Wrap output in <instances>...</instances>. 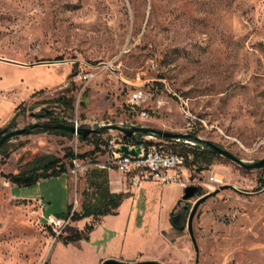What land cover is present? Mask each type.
Returning <instances> with one entry per match:
<instances>
[{"label": "rangeland", "instance_id": "obj_1", "mask_svg": "<svg viewBox=\"0 0 264 264\" xmlns=\"http://www.w3.org/2000/svg\"><path fill=\"white\" fill-rule=\"evenodd\" d=\"M78 70L93 78L79 80ZM135 85L144 99L131 112ZM51 118L189 133L245 162L264 158V0H0V130ZM36 130L0 153V264H98L108 255L126 263L264 264V167L188 155L190 181L222 180L192 219L194 242L187 220L203 187L183 200L177 184L137 189L114 170H106L109 190L124 196L116 214L71 220L56 236L45 218L69 206L81 211L92 197V169L121 134L82 140ZM94 135V155L64 157L93 151ZM163 141L176 153L197 147ZM44 155L61 159L67 172L30 185L5 177ZM76 233L88 241L63 242Z\"/></svg>", "mask_w": 264, "mask_h": 264}, {"label": "built area", "instance_id": "obj_2", "mask_svg": "<svg viewBox=\"0 0 264 264\" xmlns=\"http://www.w3.org/2000/svg\"><path fill=\"white\" fill-rule=\"evenodd\" d=\"M76 77L81 81L88 82L93 78V75L83 70H78ZM143 99L144 93L140 85H135L134 89L130 90L126 102L129 111L135 112ZM140 116L143 119L147 118L144 110L140 112ZM65 123L74 126L76 129L79 127H90L77 118L65 121ZM121 145L126 146L128 151L134 150L135 154L122 152L119 148ZM107 150L106 161L100 167L105 170L119 172L134 187H139L147 181L162 185L177 184L182 190L188 186L199 185L205 189L207 194H210L222 184V180L214 174H210L203 182L196 179L195 181H190L186 159L176 152L167 150L163 139H149L137 134L128 138L121 134L115 144L112 141L109 142ZM72 213L73 211L66 217L48 215L45 218L47 227L54 235H61L63 230L69 225Z\"/></svg>", "mask_w": 264, "mask_h": 264}, {"label": "trees", "instance_id": "obj_3", "mask_svg": "<svg viewBox=\"0 0 264 264\" xmlns=\"http://www.w3.org/2000/svg\"><path fill=\"white\" fill-rule=\"evenodd\" d=\"M60 103H62L65 106H70L71 100H60ZM51 123H57V122H63L64 120H58L51 118ZM12 124V121L11 123ZM36 131H45V132H52L57 133L63 136L72 137V134L65 133V132H59L54 129H42L38 128ZM1 135V130H0ZM138 136H141L140 134H137ZM96 137L95 139V146L94 150L85 153L82 155H76L73 153V151L68 150L67 153L64 155L66 159H68L70 162H72L74 159L80 158L83 159L86 156H91L96 153V151H99L98 147V140L97 135H94ZM167 150H170L166 147ZM3 150V146L0 148V153ZM172 151V150H171ZM174 152V151H173ZM178 154L185 156V159L187 160L188 155L192 156V161L197 162L198 160L202 159L206 162H209L212 157L217 156L215 153L211 152L210 150L206 148H201L200 146L197 147H181ZM95 163V161L93 160ZM67 172V166L61 161V159L51 156V155H44V156H38L34 158L32 161L27 163L26 169L23 171H20L16 174H9L5 177L8 179V181L13 185H30L35 182H37L40 179H45L53 176L60 175L62 173ZM93 177L90 180L89 186L92 188L91 198L87 200L85 203L81 205V211L80 212H73L71 220H80L83 218L88 217H99V216H105V215H114L116 214V210L119 207L120 203L123 199V194L121 193H113L109 190V181L107 178V171L102 168H94L92 169ZM71 212V206L68 207L67 213L64 214V217L68 216ZM88 230H92V227L90 226ZM78 240H86L88 241V236H82L81 234L76 233L73 236L67 237L64 239V243L72 242V241H78Z\"/></svg>", "mask_w": 264, "mask_h": 264}, {"label": "water", "instance_id": "obj_4", "mask_svg": "<svg viewBox=\"0 0 264 264\" xmlns=\"http://www.w3.org/2000/svg\"><path fill=\"white\" fill-rule=\"evenodd\" d=\"M42 128V129H54L59 132H65L72 135H77L82 140H85L89 135L91 134H100L104 133L106 131H116L120 134L124 135L125 137H132L134 134H140L142 136H145L149 139H165V140H175V141H186L191 143L194 146H200L201 148H206L210 150L211 152L215 153L216 155H219L221 157L226 158L227 160L239 165L242 168L245 169H261L264 167V158L255 161V162H245L239 158H237L235 155L230 153L229 151L217 146L211 141L205 140L201 137H198L193 134L189 133H174V132H168L163 130L154 129L148 126L144 125H136V124H130L128 126H123L119 124H112V123H100L97 125V127H79L74 128V126L63 123V122H57V123H51V122H44V123H35L28 127L19 128L15 130L8 131L6 128L1 130L0 135V148L7 142H9L11 139H14L16 137L22 136V135H28L31 134L35 129ZM120 150L124 153H129L134 155L135 151L131 150L128 151L127 147L124 145H121ZM199 193V189L196 186H188L183 190L182 199L188 200L191 198H194ZM210 197V194L201 195L198 196L189 212L188 220H187V229L191 235L192 241L194 242V238L192 236V219L198 209V207ZM178 217H173L172 221L174 223L175 219ZM102 264H160L153 260L148 261H140L136 263H126L123 261L115 260V259H107L102 262Z\"/></svg>", "mask_w": 264, "mask_h": 264}, {"label": "crops", "instance_id": "obj_5", "mask_svg": "<svg viewBox=\"0 0 264 264\" xmlns=\"http://www.w3.org/2000/svg\"><path fill=\"white\" fill-rule=\"evenodd\" d=\"M124 179L125 180H127L125 177H124ZM140 187V186H139ZM139 187H136L137 189L139 188ZM177 188V187H176ZM179 188V187H178ZM177 188V189H178ZM112 192V191H111ZM180 193V189H178V194ZM96 229V228H95ZM89 240H90V238H89ZM111 240V238H109L108 239V242ZM108 242H106V243H108ZM106 259H115V260H119V261H123V262H125L126 261V257H124V256H122V255H119V256H105L104 258H100L99 259V261H98V264H102V262L103 261H105Z\"/></svg>", "mask_w": 264, "mask_h": 264}, {"label": "bare ground", "instance_id": "obj_6", "mask_svg": "<svg viewBox=\"0 0 264 264\" xmlns=\"http://www.w3.org/2000/svg\"><path fill=\"white\" fill-rule=\"evenodd\" d=\"M107 66V65H106ZM109 66V65H108Z\"/></svg>", "mask_w": 264, "mask_h": 264}]
</instances>
